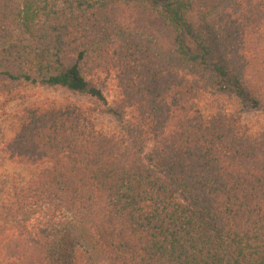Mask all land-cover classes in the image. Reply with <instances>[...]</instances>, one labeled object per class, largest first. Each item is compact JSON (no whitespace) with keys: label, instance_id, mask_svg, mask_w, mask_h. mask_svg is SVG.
<instances>
[{"label":"trees","instance_id":"1","mask_svg":"<svg viewBox=\"0 0 264 264\" xmlns=\"http://www.w3.org/2000/svg\"><path fill=\"white\" fill-rule=\"evenodd\" d=\"M111 64L147 128L89 81ZM180 72L264 109V0H0V91L86 95L123 131L82 111L21 127L9 151L47 167L14 196L6 264H264V134L192 116Z\"/></svg>","mask_w":264,"mask_h":264},{"label":"rangeland","instance_id":"2","mask_svg":"<svg viewBox=\"0 0 264 264\" xmlns=\"http://www.w3.org/2000/svg\"><path fill=\"white\" fill-rule=\"evenodd\" d=\"M120 70L114 64L102 68L88 65L86 75L89 81L100 88L109 104L122 106L125 121H141L145 128L150 124L148 108L140 105L129 106L121 89ZM193 83L195 77L180 72ZM199 95L192 102V116L208 120L217 114L226 115L236 125L237 132L251 138L264 134V109L242 110L239 103L231 96L216 92L199 83ZM47 111H82L88 124L96 133L123 137L120 122L106 114L93 98L61 88L34 86L13 87L0 91V264H6V257L11 242L18 232L11 227V207L16 193L26 183L47 166L14 157L9 145L21 127L31 119L33 114ZM10 214V216H9ZM7 260V261H6ZM10 262V261H9Z\"/></svg>","mask_w":264,"mask_h":264}]
</instances>
